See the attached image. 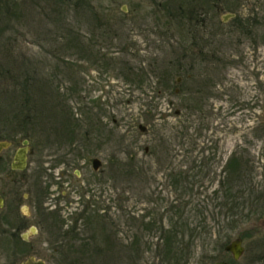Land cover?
I'll use <instances>...</instances> for the list:
<instances>
[{"label":"rangeland","instance_id":"1","mask_svg":"<svg viewBox=\"0 0 264 264\" xmlns=\"http://www.w3.org/2000/svg\"><path fill=\"white\" fill-rule=\"evenodd\" d=\"M0 120L25 126L34 150L26 172L43 168L57 222L71 232L25 244L29 255L48 264H264V0H0ZM233 153L243 168L239 211L221 183ZM183 220L198 232L173 262L160 233ZM238 238V257L223 251Z\"/></svg>","mask_w":264,"mask_h":264},{"label":"flooded vegetation","instance_id":"2","mask_svg":"<svg viewBox=\"0 0 264 264\" xmlns=\"http://www.w3.org/2000/svg\"><path fill=\"white\" fill-rule=\"evenodd\" d=\"M24 127L23 123H18L16 126L9 120H0V182L2 184L0 189V264H11L10 254L14 258H17L20 253L24 258L29 255L32 251H27L25 244L30 243L32 246V242L38 240L48 243L67 239L62 234L66 231L62 226L64 220L62 225L57 222L58 217H61L60 208L56 203L51 202L58 196H54V190L49 189L47 179H43V168L38 166L33 172H26L34 150L31 148L29 135L23 132ZM11 129L12 133L9 131ZM4 130L9 133H2L1 131ZM16 130H21L22 134L15 133ZM13 142L17 146L10 148ZM22 148L25 149V163L24 166L18 167L16 157ZM99 166L94 168L92 165L93 170H97ZM63 171L60 172L62 182L69 178L65 176L67 172ZM74 171L73 177L81 182L80 178L85 172L80 168ZM55 183L58 187V181ZM60 231H62L61 234ZM43 232L45 234L42 236ZM30 258L44 260L33 254L27 256L22 264H26Z\"/></svg>","mask_w":264,"mask_h":264},{"label":"trees","instance_id":"3","mask_svg":"<svg viewBox=\"0 0 264 264\" xmlns=\"http://www.w3.org/2000/svg\"><path fill=\"white\" fill-rule=\"evenodd\" d=\"M83 3H84V1H82L81 6H82ZM77 4H79V3L77 2ZM73 44H74V46H76L77 48H79L81 51L82 50L85 51V43H83L80 40L79 37H77V39L75 40V43H73ZM84 51H82V52H84ZM108 58L109 57L105 56V60H107ZM128 68H131V67H128ZM125 72H126L125 73V76L127 78H129V79H137V81H139V80L141 81V78L142 77L139 76L138 71H137V74H135V72L130 71L129 69H128V71H125ZM141 72H142V70H141ZM130 75H133V76H130ZM160 77H163V76L160 75ZM160 77H158V79ZM72 125L73 124L70 122L69 125H67V127H70ZM68 131L71 133V128H69ZM132 161H133V159L131 158V163L133 164L134 162H132ZM241 162H242V160L239 159V157H236V155L233 153L227 159V161L225 163L224 170H226V168H228V170H227L228 171L227 177H226V179L223 178L221 180V183H222V191L226 192V194H227V197H225V198L226 199H229V202H230V199L233 200V201L230 202L232 205H229V209L237 208V211L242 210L245 207V201L243 199L241 201L238 200V198L241 197V195L243 194V191L239 190L240 193L238 191L234 192V190H236V187H238V186H236L237 185L236 184V181H240L241 178H242V173H243L242 172L243 171L242 169L243 168H242ZM227 187L230 188L229 190H233L234 189L233 192H231V191L227 192L228 191L227 190ZM239 189H241V188H239ZM257 199H258V195L253 198L252 204H255V201ZM256 203H257V201H256ZM255 207H256V205H255ZM176 211L178 213L179 218L183 216V214H184L183 211H180V212L178 210H176ZM92 217H94V214L93 213H90L89 212V213L85 214V222H86V224H87V222L88 223L91 222ZM95 221H97V220H95ZM92 222H93V220H92ZM172 222H173L172 226H169L166 229H164L163 232H162V234L160 233V241L161 242L159 243V249L161 247H163L165 257L168 260L173 259V262H176L177 260L181 259V256H186V250L185 249L188 247V250H189V246L192 245L191 236L193 234H196L198 232V230L196 229V227L189 226V224L187 225V222H185L184 220L180 224L181 229L179 230L178 229L179 228L178 227L179 224L176 223V221H172ZM199 223H201V221L198 222V224ZM194 226H197L196 223H195ZM201 226H204V224H202ZM144 228H148L150 230H152L154 228L157 231H159V229H160V227L157 225L156 222H144ZM184 230H188L189 231V234L190 235H189L188 240H185V237H184V233L185 232H184ZM69 231L66 230V232H63L62 234L64 235L65 233H71ZM180 231L182 233H181L180 236H178L179 233H180ZM71 237H73V235H71ZM68 238H69V236H67V239ZM77 238L80 239L78 241L85 242L84 240H81L82 238H80L79 236H77ZM69 242H71V241L70 240L67 241L68 245L71 246L72 244H70ZM227 243L223 244L224 246L222 247L223 251H225V252H229L225 248V245ZM80 244H83V243H80ZM69 246H67V247H69ZM73 246H74V244L72 245V247ZM230 260L232 262L234 261L233 259H230Z\"/></svg>","mask_w":264,"mask_h":264},{"label":"water","instance_id":"4","mask_svg":"<svg viewBox=\"0 0 264 264\" xmlns=\"http://www.w3.org/2000/svg\"><path fill=\"white\" fill-rule=\"evenodd\" d=\"M139 127L144 128L145 126L143 124H139ZM24 155H25V149L22 148L18 151V155L16 157L18 160L16 165L18 167L24 166V163H25V156ZM99 164H100V160L98 158H96V157L92 158V165L94 168H97L99 166ZM0 202H1V199H0ZM240 242H241V238L233 239L225 245V248L228 251L233 252L235 257H238L243 251V246L241 245ZM26 264H47V263L42 259L30 258V259H28ZM210 264H232V261L227 260V259H218V260L213 261Z\"/></svg>","mask_w":264,"mask_h":264}]
</instances>
